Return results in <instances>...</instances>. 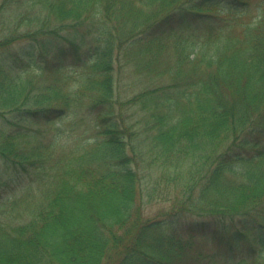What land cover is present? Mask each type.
Masks as SVG:
<instances>
[{
    "label": "trees",
    "instance_id": "obj_1",
    "mask_svg": "<svg viewBox=\"0 0 264 264\" xmlns=\"http://www.w3.org/2000/svg\"><path fill=\"white\" fill-rule=\"evenodd\" d=\"M0 164V264H264V0H0Z\"/></svg>",
    "mask_w": 264,
    "mask_h": 264
},
{
    "label": "rangeland",
    "instance_id": "obj_2",
    "mask_svg": "<svg viewBox=\"0 0 264 264\" xmlns=\"http://www.w3.org/2000/svg\"><path fill=\"white\" fill-rule=\"evenodd\" d=\"M155 14L156 13H151V16H154ZM180 16H181L180 9H177L173 12L174 18H178ZM78 117L80 119H82L83 124L79 123L78 128L74 131L75 136H77V137L81 136V139L89 138V137L93 136L94 129L92 127V123H90V116L87 114L86 110L81 111L78 114ZM49 129H50V126H48L47 129H45L44 131L48 132ZM2 170H4V166L2 164H0V175H1ZM170 206H171V208H170ZM169 210H171V212H173L175 210V208L173 206V197L172 196H169L168 200L154 202L153 207H152L153 212L163 211V213L164 212L167 213ZM249 211L250 212L252 211L254 213L256 212L255 210H251V209H249ZM249 211H248V209H245V212L250 215ZM198 217H201V216H198ZM214 217L215 216H213L211 218L210 226L208 228H206L205 230H203V229L192 230L190 226L185 227L183 229V236L185 238L191 239V241L194 243V245L192 247V249H195L194 252H198V251L204 252L203 247H208V246H211L213 244V239H212V234H211L212 232L215 234V237H216L218 243H220L221 245H223L225 242H231V240L233 239L234 233L229 232L227 234H224V232L221 230V226H219L220 220L217 218H214ZM189 218H191V221H196V222L200 220L197 217L192 218V216H190ZM250 239H251L250 235L244 233L243 235L239 236V244L241 246H250L253 244V242ZM204 245H207V246H204Z\"/></svg>",
    "mask_w": 264,
    "mask_h": 264
}]
</instances>
